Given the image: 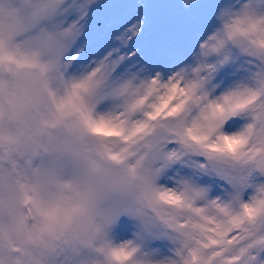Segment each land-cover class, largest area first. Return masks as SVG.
I'll return each mask as SVG.
<instances>
[{
  "label": "snow or ice",
  "instance_id": "1",
  "mask_svg": "<svg viewBox=\"0 0 264 264\" xmlns=\"http://www.w3.org/2000/svg\"><path fill=\"white\" fill-rule=\"evenodd\" d=\"M20 35L63 59L53 150L120 194L19 184L0 264H264V0H0V69Z\"/></svg>",
  "mask_w": 264,
  "mask_h": 264
},
{
  "label": "clouds",
  "instance_id": "2",
  "mask_svg": "<svg viewBox=\"0 0 264 264\" xmlns=\"http://www.w3.org/2000/svg\"><path fill=\"white\" fill-rule=\"evenodd\" d=\"M14 43L23 53L17 57L21 66L0 69V197L15 203L21 183L40 186L42 196L56 197L58 188L51 174L76 175L85 185L95 186L97 206L103 209L120 194L112 186L117 177L91 178L67 155L53 150V145L73 141L78 124L76 116L61 117L58 109L70 95L62 57L27 35L16 37ZM35 222L27 219L29 225ZM82 223L86 228L88 218Z\"/></svg>",
  "mask_w": 264,
  "mask_h": 264
}]
</instances>
